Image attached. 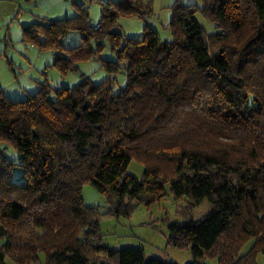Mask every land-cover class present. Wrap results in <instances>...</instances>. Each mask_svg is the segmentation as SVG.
<instances>
[{
	"label": "trees",
	"instance_id": "1",
	"mask_svg": "<svg viewBox=\"0 0 264 264\" xmlns=\"http://www.w3.org/2000/svg\"><path fill=\"white\" fill-rule=\"evenodd\" d=\"M202 1L219 33L206 35L196 8L175 4L174 42L145 27L119 47L117 17L145 15L143 0L102 3L97 28L82 13L25 30L30 44L42 33L41 47L56 48L52 65L62 73L91 56V38L109 37L117 60L103 66L111 74L124 69L128 81L114 92L111 78L92 84L82 77L54 89V97L41 84L16 100L0 87V142L19 155L10 159L0 149V264L7 256L37 262L40 252L44 264H96L100 253L114 264H177L104 244L100 212L83 202L85 182L115 199L116 215H128L143 194L146 204L161 197L165 185L189 209L207 200L201 218L168 224V244L189 246L195 258L218 247L224 264H257L264 253V0ZM70 28L82 42L63 49L59 37ZM131 158L144 166L141 179L126 172ZM15 166L22 180H14Z\"/></svg>",
	"mask_w": 264,
	"mask_h": 264
},
{
	"label": "rangeland",
	"instance_id": "2",
	"mask_svg": "<svg viewBox=\"0 0 264 264\" xmlns=\"http://www.w3.org/2000/svg\"><path fill=\"white\" fill-rule=\"evenodd\" d=\"M106 1L108 0H23L21 7L23 12L32 14V17L48 15L49 19H72L85 13L88 25L97 28V24L101 22V4ZM143 1L148 5V12L145 15L117 17L113 30L121 35L119 47L127 38H141L145 27H149L162 41L174 42L170 23L172 7L175 4L183 7L194 6L196 8L194 18L206 35L220 32L219 28L201 12L202 0ZM76 21L82 24L80 18ZM37 35L39 43L35 42L32 44V48L28 47L30 60L22 67V72H0L1 89L9 99H25L29 93L36 91L41 84H47L51 89L50 97H54V89L72 87L82 77H87L92 84H98L107 78H111L114 92H118L126 86L128 76L124 69L111 74L103 66V60H117L116 50L113 49L109 37H103L99 41L91 38L88 42L92 51L91 56L79 60L75 70L62 73L52 65L53 53L56 48L50 44L41 47L40 43L44 42V35L42 33H37ZM81 42V31L78 29L70 28L59 37V43L63 49L79 46ZM29 43L27 41L26 45L29 46ZM62 53L66 54L67 52L62 50ZM119 63L121 66L125 65L124 60H120ZM0 149L8 158L18 160V152L12 146L0 142ZM143 171V164L136 158H131L126 172L141 179ZM13 177L14 180H22L20 167L15 166ZM81 195L85 205L94 206L100 212L98 220L103 235V243L110 248H138L142 249L145 258L157 257L174 261L177 264L194 262L224 264L225 262V259L219 261L217 258L218 247L200 258H195L189 246L177 248L167 242L168 224L171 222L183 223L188 219L201 218L209 210L207 200L189 209L186 207V198H175L169 186L165 185L164 194L161 197H157L146 204L147 195L143 194L141 200L131 202L133 207L128 215H116L114 213L115 199L113 197L108 198L91 182L83 183ZM109 209L111 212H106ZM224 240L225 237L221 239V245H224ZM251 244L252 240L250 239L240 248L239 253H245ZM223 253L225 254V246ZM45 259L44 252H40L38 261L29 264H44ZM255 260L257 264H264V253L257 252ZM106 262L114 264L104 254L96 255V264ZM4 264H15V262L7 256L4 259Z\"/></svg>",
	"mask_w": 264,
	"mask_h": 264
},
{
	"label": "crops",
	"instance_id": "3",
	"mask_svg": "<svg viewBox=\"0 0 264 264\" xmlns=\"http://www.w3.org/2000/svg\"><path fill=\"white\" fill-rule=\"evenodd\" d=\"M22 1L0 0V72H22L30 60L28 47H33L26 45L25 30L33 23L49 19L48 15L32 17L23 12Z\"/></svg>",
	"mask_w": 264,
	"mask_h": 264
}]
</instances>
